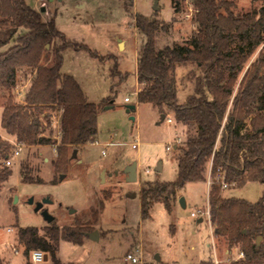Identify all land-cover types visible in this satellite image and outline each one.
Masks as SVG:
<instances>
[{
    "label": "rangeland",
    "instance_id": "1",
    "mask_svg": "<svg viewBox=\"0 0 264 264\" xmlns=\"http://www.w3.org/2000/svg\"><path fill=\"white\" fill-rule=\"evenodd\" d=\"M26 1L41 12L44 21L53 19L67 39L83 43L90 49L65 48L61 72L73 76L88 102L96 104L98 134L94 142L79 146L68 144L67 156L60 161L58 147L62 137L58 136V126L62 127V110L47 109L52 121L42 120L46 128L43 134L51 138L50 143L22 144L19 155H14L15 147L12 148L8 157L11 165H6V159L0 154V166L12 169L9 178L0 183V258L3 263L34 264L31 260L34 250L25 255L19 230L37 226L47 239L51 240L50 232H56L59 239L52 240L56 247L55 260L47 253V259L35 264H127L124 257L140 244L145 260L153 264H200L203 260L233 264L241 253L240 245L231 246L226 238L215 233L212 238L215 225L210 221V214L205 212H210V191L215 183L224 197L257 202L264 193L263 182L228 181L226 172L221 177L213 172L210 161L204 181L188 182L175 199L170 198L172 212L161 201L151 207L149 217L144 218L142 214L141 191L146 182L177 180L179 150L175 144L181 137L178 144L181 146L187 134L186 129L175 122L157 123V108L138 101L137 58L144 36L135 24V16L141 13L161 22L156 33L159 49L185 44L197 29L196 10L191 1L49 0L45 8L38 0ZM156 1L157 9L154 8ZM229 1L240 14L264 7V0ZM12 44L0 47V52ZM47 47L50 51L42 56L45 65L52 59L53 52V46ZM198 72L193 62L177 66L180 102L193 91V75ZM31 79V76L23 79L15 87L17 101L23 100ZM60 86L61 81L58 82ZM126 97L130 101H125ZM108 100L114 103L111 108H106ZM5 101L4 92L0 90L1 133ZM129 104H136L135 112H127ZM3 137L15 143L13 137L5 134ZM135 142L137 148L132 146ZM168 144L172 146L170 149ZM75 149L77 154L73 157ZM133 162L138 165V178L129 181L126 169ZM62 173L65 174L63 179L60 178ZM25 176L30 179L25 180ZM222 177L227 187L223 186ZM45 197L51 202L44 208L55 216L50 223L42 210H35ZM181 197L185 198L184 206L180 203ZM95 230L99 233L98 240L88 235ZM69 232L79 234L82 243L64 240L62 235ZM262 242L264 238L261 237Z\"/></svg>",
    "mask_w": 264,
    "mask_h": 264
},
{
    "label": "trees",
    "instance_id": "2",
    "mask_svg": "<svg viewBox=\"0 0 264 264\" xmlns=\"http://www.w3.org/2000/svg\"><path fill=\"white\" fill-rule=\"evenodd\" d=\"M190 1L196 10L197 29L185 44L159 49L156 33L161 22L141 13L135 16V24L144 36L137 58V77L142 85L138 101L154 105L160 114L172 111L187 134L184 143L178 145L177 180L144 184V218L161 201L172 212L170 198L175 199L188 182L204 181L210 161L213 172H226L228 181L264 183V7L240 14L229 0ZM11 42L6 51L0 52V90L6 98L1 117V156L7 159L15 147L3 134L29 146L50 143L51 138L43 134L46 128L42 120L52 121L47 109L62 110L60 161L67 156L68 144L94 142L98 134V108L88 102L73 76L61 72L65 48H89L67 39L53 19L44 21L41 12L26 0H0V47ZM47 45L53 46V52L45 65L42 56L50 51ZM191 62L199 72L193 75V91L180 102L176 68ZM30 76V87L23 100L17 101L15 87ZM112 103L108 100L107 104ZM11 173L9 166H0V183ZM209 207L215 234L226 238L231 246L239 244L244 254L233 264H264V242L257 243L259 236L264 238V193L257 202L224 197L214 183ZM49 235L51 240L42 236L37 226L21 227L19 240L25 246V255L40 249L55 260L52 240L58 241L59 237L56 232ZM62 237L82 243L79 234L69 232ZM0 264H4L1 258ZM200 264L215 263L203 260Z\"/></svg>",
    "mask_w": 264,
    "mask_h": 264
},
{
    "label": "built area",
    "instance_id": "3",
    "mask_svg": "<svg viewBox=\"0 0 264 264\" xmlns=\"http://www.w3.org/2000/svg\"><path fill=\"white\" fill-rule=\"evenodd\" d=\"M38 2L43 5V6H46L49 2V0H38ZM125 101H130V98L129 97H126L125 98ZM167 120L169 122L172 121V118L171 117H168ZM59 129H58V136H62V127L61 126H58ZM0 135H2V133L0 132ZM181 141V139L179 138L178 141L176 142L175 144V147H177V144H179ZM137 142V141H136ZM133 143L132 146L133 148H137L138 147V143ZM109 144V143H108ZM15 148H14V155H19L20 154V151L22 149V144L21 143H17L15 142ZM172 146L171 144H168L167 145V148L170 149ZM103 154H105V150L102 151ZM5 164L6 165H11L12 164V161H11V158H7L5 160ZM222 176V173L221 172H218V177H221ZM222 183H223V186L224 187H227L228 186V183L225 181V178L222 177ZM208 215L210 214L209 210L205 211ZM192 215L193 216H197V213L196 212H192ZM210 216V215H209ZM244 256L243 252L240 253L238 259L242 258ZM45 259V253L44 251L42 250H34L32 253H31V260L33 263H38V262H41V261H44ZM124 261L129 263V264H153L151 262H148L145 260L144 258V251H143V247L142 245H137L135 246L132 251H129L126 256L124 257Z\"/></svg>",
    "mask_w": 264,
    "mask_h": 264
},
{
    "label": "water",
    "instance_id": "4",
    "mask_svg": "<svg viewBox=\"0 0 264 264\" xmlns=\"http://www.w3.org/2000/svg\"><path fill=\"white\" fill-rule=\"evenodd\" d=\"M44 8H45V7H44ZM44 8H43V9H44ZM154 8H155V9L158 8L157 1H156V3H155V7H154ZM121 44H122V41H120V46H121ZM47 46H49V45H47ZM111 107H112V105H107V106H106V108H111ZM135 111H136V104H129V105H127V112L132 113V112H135ZM131 118H132V119H135V117H134L133 115L131 116ZM165 118H166V114H165V113H162V114H161V119L164 120ZM76 154H77V149L74 150L73 157H75ZM137 167H138V165H137L136 162H133L132 164H130V165L127 167L126 172L128 173V180H129V181H136V180H137V178H138V170H137ZM157 169H158V170H161V167L159 166ZM103 174H104V172H103ZM64 177H65V174H64V173L60 174V178H61V179H63ZM135 195H136V194H133L132 196H135ZM30 202L32 203V202H33V199H30ZM50 202H51V199H50L49 197H45V198H43L41 201H39V202L37 203L36 207H35V210H36V211L42 210V213H43L44 217L46 218V220H47L49 223L55 220V216H54L53 214H51V213L48 211V209L44 208V205H45L46 203H50ZM180 203H181V205H183V206L185 205V198H184V197H181V198H180ZM199 221H203V218H199ZM244 232H246V230H244ZM88 235H89L92 239H96V240L99 239V233H98L97 230L88 233ZM260 240H261V236H259V237L257 238V243H259ZM47 258H48V255H45V259H47Z\"/></svg>",
    "mask_w": 264,
    "mask_h": 264
},
{
    "label": "crops",
    "instance_id": "5",
    "mask_svg": "<svg viewBox=\"0 0 264 264\" xmlns=\"http://www.w3.org/2000/svg\"><path fill=\"white\" fill-rule=\"evenodd\" d=\"M45 7V6H44ZM137 70H138V64H137ZM137 80H138V77H137ZM140 83L138 82V89H137V93H138V91L141 89V87H140ZM140 102V101H139ZM140 103H143V102H140ZM147 104H149V103H147ZM109 105H114V103H112V104H109ZM136 109H137V106H136ZM158 110V109H157ZM158 112V117L160 118H158L157 119V123H164L165 121H168L167 120V116H171V118H172V121L171 122H175L177 125H179V126H181V127H183V129H185V126L184 125H182L181 123H178L176 120H175V118H174V113L172 112V111H168L167 112V114H166V118L164 119V120H162L161 119V117H160V112L159 111H157ZM169 122V121H168ZM179 138H181V137H179ZM177 146H178V144H177ZM159 167V166H158ZM161 167V166H160ZM174 209H175V207H174ZM214 233H215V230H214V227H213V231H212V238L214 239ZM45 255H46V253H45ZM127 263V262H126ZM35 264V263H34ZM127 264H129V263H127Z\"/></svg>",
    "mask_w": 264,
    "mask_h": 264
}]
</instances>
